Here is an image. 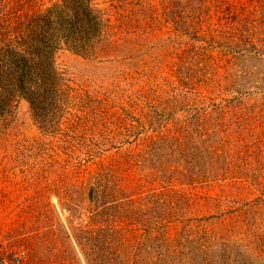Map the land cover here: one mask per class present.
<instances>
[{"label":"rangeland","instance_id":"obj_1","mask_svg":"<svg viewBox=\"0 0 264 264\" xmlns=\"http://www.w3.org/2000/svg\"><path fill=\"white\" fill-rule=\"evenodd\" d=\"M94 1L0 115V264H264V0Z\"/></svg>","mask_w":264,"mask_h":264},{"label":"trees","instance_id":"obj_2","mask_svg":"<svg viewBox=\"0 0 264 264\" xmlns=\"http://www.w3.org/2000/svg\"><path fill=\"white\" fill-rule=\"evenodd\" d=\"M0 3V115L15 97L32 107L60 92L55 56L62 48L87 53L107 24L94 0H11Z\"/></svg>","mask_w":264,"mask_h":264}]
</instances>
